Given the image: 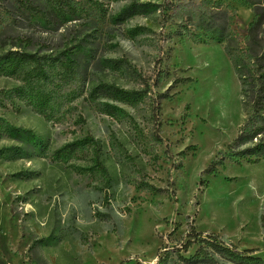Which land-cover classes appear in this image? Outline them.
Here are the masks:
<instances>
[{"label": "rangeland", "instance_id": "374dc122", "mask_svg": "<svg viewBox=\"0 0 264 264\" xmlns=\"http://www.w3.org/2000/svg\"><path fill=\"white\" fill-rule=\"evenodd\" d=\"M131 1L0 0V55L42 56L35 85L48 99L36 103L22 70L0 74V264H155L190 225L264 256V159L233 161L229 148L252 112L254 56L264 70V0H138L166 12L114 21ZM219 23L222 42L210 37ZM99 83L149 92L91 98ZM7 126L30 129L45 152ZM86 135L109 186L90 143L52 158Z\"/></svg>", "mask_w": 264, "mask_h": 264}, {"label": "trees", "instance_id": "16d2710c", "mask_svg": "<svg viewBox=\"0 0 264 264\" xmlns=\"http://www.w3.org/2000/svg\"><path fill=\"white\" fill-rule=\"evenodd\" d=\"M160 5V3L152 1L140 2L138 0H132L130 3L120 9L117 15L113 17V20L124 21L135 15L147 16L157 11L165 13L166 9L160 11ZM199 20H201V18ZM256 23L257 20L250 22L249 30H252ZM139 29L140 28H138V30ZM209 29L211 31L210 37L217 42H222L227 39L225 23L213 24ZM134 31L136 30L134 29ZM254 57V64L256 66L255 71L257 73V84L253 89L254 96L251 103L252 112L244 124L240 127L239 132L233 142L229 145L231 151L230 158L233 161L246 158L250 162H258L264 159V138L260 137V134L263 130L261 129L262 121H264V70L263 66L259 62L258 57ZM45 64L46 62L42 60V56H39L35 53L10 50L0 55V74L14 73L16 71L22 70L24 73L23 88L26 91L32 90V93H34L33 89H38L35 84L41 83L44 78L47 77V69ZM27 65H30V67L26 68ZM76 67L79 68L80 65H77ZM174 80L175 82H181L185 79L181 77L177 79L175 78ZM148 92L149 87L135 90L124 89L109 83H99L98 85L92 87L89 92V96L91 98H98L101 95H108L121 101H131L143 98ZM35 93H37L36 97L38 100L36 103L46 104L48 99L45 94H43L39 89L36 90ZM164 96H166V94L163 92H159L155 95L153 99V102L155 101L153 103V108H155L154 112H152L153 117H156L159 100ZM157 122L158 120H156V126H158ZM7 132L12 138L31 144L39 152H42L41 154H43L46 150V144L43 142V140L36 136L30 129L7 126ZM157 138L159 139V137ZM253 139L258 140L253 141ZM89 143L94 148V166L103 175V177H105L106 181L104 184L109 186L110 175L107 167L101 161V156L99 153L100 143L91 135H86L79 141L69 142L56 149L52 154V158L60 161H66L76 150V148H78L80 145ZM240 146H242V148L238 149ZM18 153L24 154L22 150H19ZM252 156H254V159H252ZM206 170H209V168ZM146 186L154 192L167 191L166 189L156 188L149 183H147ZM187 236L188 237L186 241L182 243L180 247L175 249L165 248L163 253L158 255L155 264H178V261L180 264H264V256L253 255L256 249H244L240 251L233 245H225L223 242L218 241L217 235L214 233L203 237L202 233L200 231H196L193 225L189 226ZM193 245H196V248L192 254L183 255L181 253L187 252ZM120 264H123V262Z\"/></svg>", "mask_w": 264, "mask_h": 264}]
</instances>
